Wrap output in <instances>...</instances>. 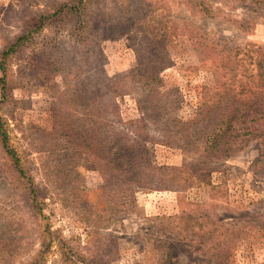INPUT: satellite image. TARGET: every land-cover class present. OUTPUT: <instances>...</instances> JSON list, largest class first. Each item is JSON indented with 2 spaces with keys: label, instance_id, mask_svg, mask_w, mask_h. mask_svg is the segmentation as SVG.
Masks as SVG:
<instances>
[{
  "label": "rangeland",
  "instance_id": "obj_1",
  "mask_svg": "<svg viewBox=\"0 0 264 264\" xmlns=\"http://www.w3.org/2000/svg\"><path fill=\"white\" fill-rule=\"evenodd\" d=\"M72 1L0 0V53L20 35L34 30L42 15H51ZM252 9L245 5L231 12L256 19V30L251 33H243L226 21L207 20L203 24L232 45H264V13ZM145 19L135 33L120 24L111 36L96 40L91 31H83L75 16L53 18L34 33L26 50L13 61L5 102L0 97V115L9 132V146L20 157L27 178L22 177L0 139V264H32L41 253L45 254V264H64L61 252L94 253L100 264H158L165 250L159 245L162 238L172 246L177 264H264V176L256 174L261 167L254 165L256 159L264 157L261 141L252 142L230 159L209 162L211 167L206 169L213 172V181L225 182L228 192L220 206L204 209L211 218L205 233H190L186 242L174 237L182 232L177 227V193L136 190L135 205L127 209L114 206L103 193V175L91 155L50 151L40 137L37 128L53 127L56 104L76 99L72 93L79 90L93 93L90 99H112L107 94L106 75L122 76L138 65L146 71L149 63L142 67L141 62L150 53L160 67L157 90L166 92L167 99L182 101L180 119L194 118L204 86L217 85V77L204 67L201 51L188 38L159 50V36L152 38L150 34L170 19L165 10L147 14ZM97 50L105 55L101 61L93 55ZM92 61L97 62V75ZM133 86L130 94L117 98L123 123L128 127L145 125L158 135L165 126L158 113H153V103L164 96L152 99L139 82ZM61 112L63 119L80 123L81 116L67 106ZM152 150L165 177L181 166L204 168L198 153L164 144H155ZM28 175L42 197L41 214L32 209ZM209 191V187H195L191 196L208 203ZM219 221L241 224L234 229ZM49 230L54 235L49 236ZM224 245H230V250ZM91 260L95 264L96 259Z\"/></svg>",
  "mask_w": 264,
  "mask_h": 264
},
{
  "label": "trees",
  "instance_id": "obj_2",
  "mask_svg": "<svg viewBox=\"0 0 264 264\" xmlns=\"http://www.w3.org/2000/svg\"><path fill=\"white\" fill-rule=\"evenodd\" d=\"M245 5L252 6V11L264 13V0H73L62 4L55 13L42 15L34 30L20 35L0 53L1 101L5 102L8 95L13 61L26 50L29 42L34 39V33L53 18L75 16L83 31H91L94 38L100 40L111 36L113 29H117L120 24L135 33L139 24L146 22L147 14L165 10L170 19L165 26L155 28L154 33L150 34L152 38L159 36V50L163 51L164 46L169 43L188 38L201 51L204 67L218 80L215 86H204L194 118L180 119L179 104L182 101L167 99L166 92L157 90L156 87L160 84V67L150 53L141 62L142 67L149 63L146 71L138 65L122 76L106 75L104 82L107 94L112 99H90L93 93L88 95L84 91H75L72 96L76 99L56 104L52 129H37L50 151L66 150L91 155L96 168L103 175V193L107 194L114 206L121 205L127 209L135 205L136 190H170L177 193L180 210L177 227L182 232H174L177 234L174 237L189 242L190 233H205L203 231L211 225L208 223L211 218L204 209L220 206L222 198L228 192L225 182L213 181V172L206 169L211 167L209 162L230 159L248 149L255 141H261L264 145V45H232L218 33L206 29L203 24L207 20L226 21L243 33H251L256 30V19L246 16L240 18L231 13ZM157 33L160 35H155ZM87 38L91 39L90 34H87ZM93 55H98L99 61L103 56L105 58L100 50L95 54L93 52ZM95 62L92 61V66H95L97 75ZM135 82L148 90L152 99L160 95L165 98L154 103L151 100L154 105L153 113H158L165 126L161 127L158 135H154L157 130L145 125L128 127L123 123L117 98L130 94ZM66 106L74 115L81 116L79 124L71 122V118L63 119L61 111H66ZM0 139L15 159L22 177L27 178L20 165V157L9 146V132L1 115ZM155 144L198 153L204 159V168L194 170L190 166H181L175 168L170 177H165L154 162L152 147ZM254 165L261 167L256 174L264 176V157L256 159ZM28 180L32 209L41 214L43 207L39 205V200L42 201L39 189L31 175H28ZM195 187L210 188L208 203L191 196ZM219 224L236 229L241 221H219ZM51 235L54 234L49 230V236ZM159 241V245L165 250L162 251L158 264H177L169 241L164 238ZM223 247H229L230 250V245ZM61 255L64 264H94L92 258L96 259L95 264H100L94 253L86 256L84 253L61 252ZM45 263V254L41 253L32 264Z\"/></svg>",
  "mask_w": 264,
  "mask_h": 264
}]
</instances>
